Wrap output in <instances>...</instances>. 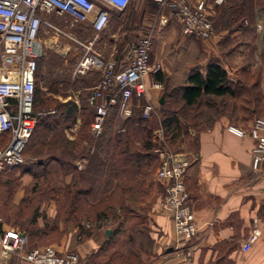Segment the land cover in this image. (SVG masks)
Here are the masks:
<instances>
[{"label": "trees", "instance_id": "1", "mask_svg": "<svg viewBox=\"0 0 264 264\" xmlns=\"http://www.w3.org/2000/svg\"><path fill=\"white\" fill-rule=\"evenodd\" d=\"M257 3V0H224L220 4L208 3L212 27L214 29H225L218 37L217 45L219 54L227 61L229 66H233L232 74L227 73L218 53H209L203 67H199L196 62L189 64L184 76L179 81L171 79L169 73L163 70L162 66L151 74L153 78L159 79L163 85L161 89L162 98L157 109L158 123L161 128V142L167 148L174 151L180 150L178 146L181 140L180 133L185 137H189L192 144H195L197 131L208 126L221 115L226 117L228 123L241 127H245L253 116H264V30L261 29V45L256 49L257 32L255 23L250 18L252 5ZM169 15L174 18L172 14L169 13ZM235 29L238 32L231 33ZM123 52L124 50L121 53L119 52V55L117 51L119 57L117 62H114V67L122 57ZM234 53L241 55L238 62L232 61L231 57ZM37 60L36 57V67ZM36 67L34 75H36ZM115 95V101L108 103L106 106L100 131L93 138L87 133V124L92 107L84 101V106L88 111H86L87 116L82 121L78 136L76 139L60 137L57 144L59 147L67 149L66 156L68 158L61 159V164L69 166L73 163L75 157L72 155L71 147L75 143L78 144L85 137L90 141L92 139V146L82 145L84 151L81 153L84 154L86 159L88 158L89 164L96 169L97 167H106L109 176L111 175L117 181L116 186L119 182L124 184L118 188L122 194L121 199L112 201L111 192H108L100 198L88 201L86 196L89 190L88 187L77 185L74 180L62 187H53L47 181H42L41 185H38L34 181L27 189L28 195L20 196L16 203L12 202L8 205V209H11L20 204L19 207L22 209L20 211L16 206L15 212L9 211L8 214L19 215V213H26L27 211L26 223L28 226L15 228L23 232L26 242H28V239L40 238L47 231L55 230L56 233L53 238L57 240L56 244L62 245L63 242L59 238L68 225L74 229V235L79 240L87 237L104 219H110L111 222H114L118 217L114 211L116 207L127 215H131L136 206H138V209L145 207L142 199L152 194L151 189L153 186L159 190L157 198L159 199L161 196L162 185L154 177L158 160L152 151L154 143L150 133L147 134L148 128L144 123L148 117H142L140 114V105L145 98L142 94H131L129 114L121 117L122 119L119 121V124L125 127V131L122 133L112 128V121L116 116L118 92ZM45 99L46 96L41 94L34 76L33 107L42 104ZM54 103L55 108L50 114L37 116L32 132L27 137V142L25 141L26 145L24 143L25 149L24 145L22 147V154L23 149L28 153L35 150L41 144V141L48 137V132L55 122L73 118L76 113L77 104L72 98L61 101L55 100ZM189 130H192L191 134H189ZM142 132H144L142 140L137 145L133 141L136 135ZM57 155L50 154L45 159L62 157L59 156L60 154ZM43 159L41 156H36L34 160L28 161L29 163L23 164L21 162L10 165L5 169L22 164V171L32 174L34 172L33 167L42 165L45 160ZM151 160H154V163H152L150 170H144ZM11 194L9 187L5 188V191L0 188V204L8 203ZM49 200L54 203V222L51 225L47 224V217L39 209L41 203ZM257 213H264V200L258 205ZM38 218L43 221L40 226L36 223ZM83 220H88L93 225L85 226L82 223ZM0 225L4 226L2 221ZM113 231L114 229L111 228L107 238L112 235ZM217 244L213 245L212 249H218ZM101 248L102 245H99L83 258H78L77 261H82L84 264L88 258L92 257ZM229 248L230 246L222 244L219 251L223 250L225 253L220 252L207 264H231V260L226 257V251ZM119 254L121 253L118 251H111L108 257L110 263L138 264L139 258L134 261L130 257L132 251H125V256ZM118 256L122 257L121 261L116 260ZM142 264L144 263L142 262Z\"/></svg>", "mask_w": 264, "mask_h": 264}, {"label": "built area", "instance_id": "2", "mask_svg": "<svg viewBox=\"0 0 264 264\" xmlns=\"http://www.w3.org/2000/svg\"><path fill=\"white\" fill-rule=\"evenodd\" d=\"M101 1L116 8H122L129 2ZM154 1L159 8L166 7L174 16L180 34L200 39L212 35L209 5L203 0ZM223 1L210 0V4ZM49 12L65 13L71 22H87L95 32L104 28L108 20L106 9L93 0H0V133L8 134L6 142L0 145V172L10 165L23 162L22 147L37 116L44 113L32 105L36 57L41 52V42L37 39L38 27L42 22L53 31L65 33L57 24L41 16V13ZM165 19L161 14L159 20ZM255 27L260 33L259 23H255ZM150 35L146 30L129 39L118 67H114V59H102L89 44H83V51L75 61L73 71L82 73L90 68L99 69L96 81L84 95L85 101L92 107L88 130L93 136L100 131L106 106L115 101L116 92V114L123 117L129 114L132 93L143 94L147 84L160 86L158 79L148 78L162 66L161 60L150 59ZM154 107L151 100L144 99L140 105L141 116L149 117ZM225 129L251 138L249 163L252 168H257L264 161V116H253L245 127L227 123ZM151 139L154 143L152 151L158 160L154 177L161 183L163 190L157 201L158 210L166 213L170 220L171 247L186 259L190 253L187 241L197 229L184 184L189 157L182 151L171 150L162 144L159 126L152 129ZM82 223L85 226L93 225L88 220ZM19 232L11 226L0 225L2 260L12 258V264H75L78 260L77 252L65 244L28 245L24 234ZM257 234L258 230L253 227L241 241L240 248L247 249Z\"/></svg>", "mask_w": 264, "mask_h": 264}, {"label": "rangeland", "instance_id": "3", "mask_svg": "<svg viewBox=\"0 0 264 264\" xmlns=\"http://www.w3.org/2000/svg\"><path fill=\"white\" fill-rule=\"evenodd\" d=\"M203 1L206 4L210 3V0ZM257 2L259 5H264V0H257ZM150 9L151 11H153V13L151 14H140L139 10L134 13L132 10V13H134L135 15H133V17H131L130 19L128 17V13H125V21L120 24L119 31H116L115 40L111 38L113 36L110 37L109 35V32L116 26V22H112L111 19L109 20L107 27L99 32L92 31L85 22H71L69 16L65 13H54L53 19H49V21L61 27L65 33L60 31H53L48 27L47 32H43V34L52 35L51 39L49 40L50 46H45L46 48H43L44 50L50 49L49 51L51 53L48 55V58L44 61V63L40 64V61L37 60L36 74L40 70H42L45 77H42V81H38L36 82V84L40 88L41 94L46 96V99L45 102L34 108L44 111V113H41L39 115L43 116L45 114H50L53 108H55V100L61 101L64 99L72 98L77 104L76 113L73 115V118H66L60 120L59 122H55L53 127L48 132V137H45L44 140L41 141V144L35 150L28 153L24 150L26 143L24 145L22 154L24 158L23 164L29 163L28 161L34 160L36 156H41L45 159L50 154H60L59 156H62L61 158H51L47 160L43 159L44 163L42 165L33 167L34 172L32 174L22 171V164L7 168L2 173L0 172L1 190L3 191L4 189L5 191V188L9 187L12 192V196L9 202L5 203L4 205L0 204V217L4 226L8 225L13 228L28 226L26 223L28 217L27 211L26 213H19V215L8 214L9 211L15 212L16 206L20 209V211H22V209L19 207L20 204L15 205L11 209H8V205L12 204V202L16 203L18 201V199L14 200V195L18 192H20L19 197L28 195L29 193H27V189L34 181L38 185H41L42 181H47L48 184L50 183V185H52L53 187H62L74 180L77 185L88 187L89 190L86 194L88 201L100 198L103 194H107L108 192H111L110 194L112 201L121 199L122 194L119 192L118 188H120V186L124 184H122V182H119L116 186L115 184L117 183V181L111 175L109 176V171L106 167H97L96 169L93 165L89 164L88 158L86 159L84 154L81 153L82 151H84L82 145H87L89 147L92 146V139L90 141L85 137L78 144L75 143L74 146L71 147L70 150L72 152V155L75 157L72 161L73 163L69 164V166L61 164V159L63 160V158H68L66 156L67 149L62 148L61 146L59 147L57 142L59 141L60 137H64L66 139H76V137L78 136L82 121L87 116L86 111H88L83 103L85 101L84 95L87 91V87H85L84 85H86V83L90 84L92 82V79L99 75L98 68H91L89 72L88 70H85V72H82L83 74L81 75L79 74V72L73 71L74 63L83 51V44H89L90 48L96 51L103 59V57H106V55L108 56L110 52H122L124 50L126 42L129 39L133 38L137 33L148 30L151 34L150 40L152 51L157 57H159V59H161L162 67L163 65H171L170 52L171 49L175 46L174 35L175 30L177 29L175 26L176 23L174 22L173 17L169 15L166 10L163 9V7L158 8L157 6H155L154 8L152 7ZM160 14L164 16L169 15V19H166V22H161L159 20ZM147 22L152 23H150V25L147 24ZM191 38L193 43L191 47L195 48L200 45V42H202V40H206L210 42V45H212L216 53H220L219 47L217 45L218 38L214 40H212L213 38L200 39L192 36ZM112 41L115 42L113 43ZM64 42H67L68 44ZM260 45V33L257 32V37L255 39L256 49H258ZM182 48H180V55L182 58V62L185 63V59L187 58V56L186 52L184 51V47ZM62 49H65L67 51L77 49V52L74 54L70 53L69 55H65L67 53L66 52L64 55L67 56V59L66 61H64L63 55L59 54V51H61ZM198 54L197 59L199 60L201 56ZM190 57L191 55L189 56V58ZM219 57L222 60V63L224 62L228 65L227 61L224 60V58L220 54ZM240 57V54L234 53L231 58L233 62H238V60H240ZM162 88L163 85L161 83L157 92V97L153 100L155 107L150 116L146 119V121H144L146 127L148 128L147 134L150 133V136L151 131L155 126L160 127L158 123L159 115L157 107H159V95H161L162 98ZM74 94L76 95V97H74ZM121 119L122 118L120 116H117L116 114L112 121V128L117 132L123 133L125 131V127L124 125L119 124V121ZM87 133L91 138L94 137L88 129ZM143 133L144 132L138 133L136 135V138L133 141L135 144H140ZM189 134L191 133L189 132ZM7 135V132L0 133V145L6 142ZM179 136L181 138L178 145L180 149L179 151L184 152L186 148L192 146V142L189 137H185L181 133L179 134ZM152 163H154V160L148 162L144 170H150ZM151 193V195L149 194V196H146L142 199L144 202L143 206L145 207H141L138 209V206H136V209L131 215H127L122 210L116 207L118 210L114 209V211L117 213L118 217L114 222H111L110 219H104L103 221H101L100 225L96 229H100L103 226H113L112 228L114 229V231L110 237L104 239L100 244L102 245V248L92 257L88 258L84 264H112L108 259L111 251H118L123 256H125V251L127 250L132 251L130 257L133 258L134 261H137V258H139L138 264L140 261V264H142V262L144 264H149V260L151 258L150 245L152 241L149 235V230L153 229V226L151 221L147 219L145 211L148 210L152 203H155L156 200L158 201V198L156 199V197H158L157 195L159 194L158 188L153 186L151 189ZM47 203H51L52 208H54V203L52 200L45 201L39 206L43 204L45 205ZM40 210L43 211L45 216L47 217V224L51 225L52 222H54L53 209L52 213L50 214H47L43 209ZM42 222L43 221L41 220V218H38L36 220V223L39 226L42 224ZM67 231H71L72 238L74 237V240H77V236L74 235V229H72L70 225L67 226L63 234H65ZM55 233V230L47 231L45 235L40 236V238L38 239H28V242L30 243L27 242V244L34 245L37 243H56L57 240L53 238ZM121 254L119 255L121 256ZM120 256H118L116 260L121 261L122 257L120 258ZM81 263L83 262L77 261L75 264Z\"/></svg>", "mask_w": 264, "mask_h": 264}, {"label": "crops", "instance_id": "4", "mask_svg": "<svg viewBox=\"0 0 264 264\" xmlns=\"http://www.w3.org/2000/svg\"><path fill=\"white\" fill-rule=\"evenodd\" d=\"M93 1L97 5L103 6L107 11L108 20L104 28L107 27L110 19L112 22H116V26L109 32L110 37L113 36L111 37L113 40H115L116 31H119L120 24L125 21L127 11L130 19L137 10L140 11V14H151L153 11L150 8L155 6L159 8L154 0H129L122 8L103 4L101 0ZM163 9L169 14L166 7ZM41 16L49 21V19H53L54 13H41ZM168 17L169 15L166 16V19H169ZM250 18L254 23H259L261 29L264 30V5L253 4ZM174 22L177 29L174 35L175 46L170 52L171 65H163L162 69L169 73L171 79L179 81L184 76L189 64L196 62L199 67H203L207 55L216 52L210 42L206 40L199 41L200 45L195 48L191 47L193 44L191 36L180 34L175 19ZM85 23L91 29L89 24ZM150 23L152 22H147V24ZM104 28L96 32L102 31ZM212 29V35L209 37L213 38L212 40L217 39L225 30L224 28L214 29L213 27ZM43 32H47V27L41 22L37 31V39L41 42V52L37 56L40 64L44 63L51 53L50 49L44 50L43 48L50 46L49 40L52 35L43 34ZM237 32L238 30L235 29L231 33ZM256 32H258L257 29ZM64 43L68 44L67 42ZM182 47H184L187 56L185 63L182 62L180 55V48ZM76 52L77 49L71 51L62 49L59 54H62L63 60L66 61L67 56L65 55ZM197 54L201 56L199 60ZM119 55H117V51H113L103 59L117 57L114 60L117 62ZM149 56L150 59H159L152 51V45ZM222 65L228 74L233 73V66L224 62ZM118 66L119 61L116 63V67ZM90 69H87L88 72ZM34 76L36 82L42 81L45 77L42 70ZM150 76L152 77V75H148V78ZM96 79L97 77L92 79L90 84L86 83L84 86L88 89ZM158 89L159 87L147 84L142 95L154 103L153 100L157 97ZM74 97H76L75 94ZM227 123L225 116L217 117L208 126L200 128L196 133L195 144L184 150L189 157V163L184 172V184L190 198L197 227L195 234L186 244L190 249L189 256L185 259L180 252L171 247L170 220L166 213L158 210L156 200L145 211L147 219L151 221L153 226V229L149 230L152 239L149 264H207L220 252L225 253L223 250L219 251L222 244L230 246L226 251V257L231 260V264H264V213H257L258 205L264 200V161L260 162L257 168L250 166L251 138L246 134L236 135L228 131L225 129ZM189 132L192 133V130ZM19 193L14 195V200L18 199ZM39 208L47 214L52 213L53 209L51 203L43 204ZM253 218L255 219L254 222H252ZM112 227L103 226L100 229L92 230L87 237L79 240H74L71 235L72 232L67 231L60 240L66 246L73 248L79 258H83L96 249L104 239H107ZM253 227L258 230V234L249 247L243 250L240 248L241 241L247 237ZM104 228H108L107 234L103 232ZM215 244L219 246L218 249H212ZM0 264H12V258L3 260L0 258Z\"/></svg>", "mask_w": 264, "mask_h": 264}, {"label": "water", "instance_id": "5", "mask_svg": "<svg viewBox=\"0 0 264 264\" xmlns=\"http://www.w3.org/2000/svg\"><path fill=\"white\" fill-rule=\"evenodd\" d=\"M158 100H159V101L161 100V95H159ZM103 232H104L105 234H107V232H108V228H104ZM19 233H20L21 235H23V232H22V231H20Z\"/></svg>", "mask_w": 264, "mask_h": 264}]
</instances>
